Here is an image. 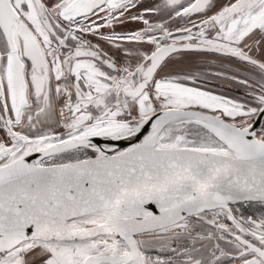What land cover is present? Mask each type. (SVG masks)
<instances>
[{
    "label": "snow or ice",
    "instance_id": "1",
    "mask_svg": "<svg viewBox=\"0 0 264 264\" xmlns=\"http://www.w3.org/2000/svg\"><path fill=\"white\" fill-rule=\"evenodd\" d=\"M0 264H264V0H0Z\"/></svg>",
    "mask_w": 264,
    "mask_h": 264
}]
</instances>
